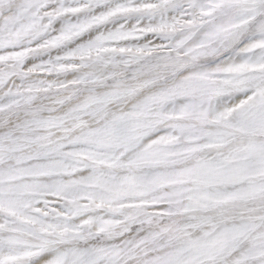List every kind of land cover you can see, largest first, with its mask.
<instances>
[{
    "label": "snow or ice",
    "instance_id": "snow-or-ice-1",
    "mask_svg": "<svg viewBox=\"0 0 264 264\" xmlns=\"http://www.w3.org/2000/svg\"><path fill=\"white\" fill-rule=\"evenodd\" d=\"M0 264H264V0H0Z\"/></svg>",
    "mask_w": 264,
    "mask_h": 264
}]
</instances>
